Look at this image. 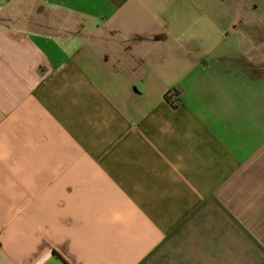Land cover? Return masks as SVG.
I'll list each match as a JSON object with an SVG mask.
<instances>
[{"label":"crops","instance_id":"0c3cea01","mask_svg":"<svg viewBox=\"0 0 264 264\" xmlns=\"http://www.w3.org/2000/svg\"><path fill=\"white\" fill-rule=\"evenodd\" d=\"M0 264H264V1L0 0Z\"/></svg>","mask_w":264,"mask_h":264},{"label":"trees","instance_id":"16d2710c","mask_svg":"<svg viewBox=\"0 0 264 264\" xmlns=\"http://www.w3.org/2000/svg\"><path fill=\"white\" fill-rule=\"evenodd\" d=\"M169 101L171 102L172 105H177L179 103V98L172 99L169 97Z\"/></svg>","mask_w":264,"mask_h":264},{"label":"rangeland","instance_id":"374dc122","mask_svg":"<svg viewBox=\"0 0 264 264\" xmlns=\"http://www.w3.org/2000/svg\"><path fill=\"white\" fill-rule=\"evenodd\" d=\"M261 1H264V0H253V2H256V3L261 2Z\"/></svg>","mask_w":264,"mask_h":264}]
</instances>
